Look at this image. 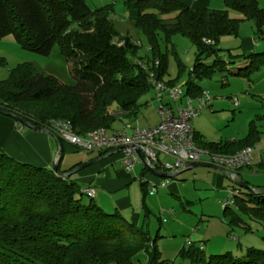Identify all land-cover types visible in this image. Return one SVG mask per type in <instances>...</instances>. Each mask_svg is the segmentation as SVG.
Instances as JSON below:
<instances>
[{
	"label": "trees",
	"instance_id": "obj_1",
	"mask_svg": "<svg viewBox=\"0 0 264 264\" xmlns=\"http://www.w3.org/2000/svg\"><path fill=\"white\" fill-rule=\"evenodd\" d=\"M123 2L153 51L145 67L128 57L139 47L130 36H124L123 44L113 42L119 32L108 17V6L91 9L85 0H0V39L12 35L23 49L42 55H49L56 45L74 79L73 84H64L32 63H19L0 79V109L49 130L50 121L56 119L69 120L78 134L113 129L117 119L132 120L137 115L138 99L152 88L150 69L157 68V79L176 83L164 79L166 61L157 45L161 33L166 40L187 37L196 48L184 84L191 97L203 91L197 80L217 72L248 76L264 63V51L250 52L246 64L232 70L227 62L234 56L217 55L220 38L237 36L243 20L253 23L257 38L263 35L264 7L257 0H223L224 8H192L181 0ZM229 10L242 17H231ZM213 54L217 56L207 62ZM5 65L0 56V67ZM183 71L179 63L177 75ZM259 133L250 122L240 139L212 141L196 132L194 138L202 148L231 154L255 146ZM62 172L59 166L54 171L0 149V264H130L142 250L146 264H173L160 258L154 240L136 222L139 215L132 213L127 219L117 209L107 212L82 192L85 186L74 180V174L63 178ZM237 188L233 205L223 206L227 224L247 229L243 216L264 223V194ZM178 256L177 264H264V249L256 247H247L240 256L227 251L206 257L202 247L189 244Z\"/></svg>",
	"mask_w": 264,
	"mask_h": 264
},
{
	"label": "rangeland",
	"instance_id": "obj_2",
	"mask_svg": "<svg viewBox=\"0 0 264 264\" xmlns=\"http://www.w3.org/2000/svg\"><path fill=\"white\" fill-rule=\"evenodd\" d=\"M85 1L91 9L109 7L108 17L113 22V27L119 32L114 38L121 41L127 35L133 41L139 42L135 53L128 54L131 60H138L145 64L147 60L153 58V51L145 34L134 25L131 19L133 15L124 6L123 0ZM259 4L264 7L262 0H259ZM219 8H224V3ZM229 15L242 17L236 10H229ZM247 38L256 44L250 51L245 52L242 43ZM157 45L159 54H162L166 61L165 81L174 79L178 82L194 64L195 46L187 37L175 35L166 40L162 33L158 35ZM218 48L217 55L223 59H227L228 53L234 56L227 62V66L235 70L236 67L246 64L248 58L245 57L250 52L264 51V33L257 38L253 23L250 20H243L240 23L238 35L222 36ZM217 55L213 54L207 62H211L213 56ZM0 56L6 61V65L0 67V79L6 78L9 69L17 64L29 62L38 71L53 75L64 84L71 85L74 82L69 71V64L56 45L49 55H42L23 49L12 35H7L0 39ZM179 63L184 69L181 75H177ZM156 71L157 68H153L148 72L156 75ZM197 82L202 90L208 91L212 100L211 106L203 108L192 119L193 131L212 141L240 139L247 133L250 122H254L260 131L256 144L259 147L257 150L261 153L259 154L258 151L252 153V164L248 165L249 168H243V172H246L249 177L243 175L242 177L252 186L264 185V165L258 166L253 161L254 158L264 161V63H260L258 68L248 76H233L225 72H217L211 78H203ZM183 92H185L184 85ZM154 95L153 88H150L138 99L140 108L137 115L132 120L117 119L112 128L121 129L125 123H130L133 128L155 124L157 121L155 106L147 104ZM234 99L237 100V105L233 104ZM94 155L93 152L87 153L74 149L67 151L65 148L61 167L79 160H86ZM159 157L171 160L163 154H159ZM141 169V163H137L134 173L140 175ZM131 174L133 175V172ZM168 180L170 183L176 182L177 187L167 186L155 193H146L145 209H141L139 218L136 220L138 225L148 231L150 239L154 240L153 243L160 258L177 264L180 262L179 251L188 247L189 244L202 247L206 257L227 251L240 256L247 247L264 249V223L243 216L247 229L243 226L230 227L223 217L224 198L228 190L235 186L228 172L195 167L182 170ZM84 200H87V197H84ZM105 210L112 212L115 207H106ZM132 211L133 209L126 208L121 211V214L130 219ZM146 263L147 255L142 250L133 257L130 264Z\"/></svg>",
	"mask_w": 264,
	"mask_h": 264
},
{
	"label": "built area",
	"instance_id": "obj_3",
	"mask_svg": "<svg viewBox=\"0 0 264 264\" xmlns=\"http://www.w3.org/2000/svg\"><path fill=\"white\" fill-rule=\"evenodd\" d=\"M113 42L120 45L124 40L114 38ZM135 43L139 44L138 41ZM154 65L157 67L159 62L155 60ZM186 78L185 74L178 82L169 85L157 79L153 72H149V80L155 95L147 104L155 106L157 116V121L153 125L133 128L130 123H125L121 129L101 127L85 134H78L69 120L56 119L50 121L49 127L58 139L77 150L101 153L118 149L114 154L118 155L121 168L127 172L132 171L137 163H141L143 169H146L145 172L151 173L142 164V159L161 172H177L191 162H207L236 173L243 167L251 165L255 146L227 154L212 152L197 145L191 122L203 108L211 104L212 97L204 90L196 97L186 95L183 92ZM233 104H238L236 99L233 100ZM159 154L166 155L171 160L163 159ZM151 175L152 179H145L142 175L137 178L144 184L149 194L166 187L169 182L166 177H158L152 173ZM82 192L92 198L95 189L92 186H85ZM237 192V187L230 188L223 206L233 205Z\"/></svg>",
	"mask_w": 264,
	"mask_h": 264
},
{
	"label": "crops",
	"instance_id": "obj_4",
	"mask_svg": "<svg viewBox=\"0 0 264 264\" xmlns=\"http://www.w3.org/2000/svg\"><path fill=\"white\" fill-rule=\"evenodd\" d=\"M181 1L192 8H219L223 3V0ZM257 1L259 3V0ZM262 1L264 3V0ZM254 44L256 43L251 42L250 38L245 39L242 43L244 46V51H250L251 47H254ZM209 106H211V104ZM59 146L61 149V158L58 164L60 170L68 171L74 167L83 165L99 158L94 163H91L78 172L74 173L73 176L74 180L83 186L94 187L95 194L93 199L98 205L104 209L106 207L108 208L114 206L115 209L119 210L120 212L126 208H130L133 209L131 213H135L137 215L140 214V211L143 209L144 205V197L141 186L142 183L137 178L141 175L144 176L145 179L153 178L151 173H142L143 167L141 169L140 175L134 173V169L130 172H127L121 168L118 155L112 154L109 157H103L107 152L103 155L98 152H93L95 153L93 157L87 158L83 161L79 160L78 162H74L72 164H66L61 167L65 148L67 151H70L71 149H77L69 144L60 142L59 139H55L53 135L47 132L33 130L27 126L15 122L11 117L0 114V149L15 159L38 166L51 167L52 163L56 161L58 157ZM258 148L259 147L256 144L253 152L258 151L260 154L261 152L257 150ZM259 159L260 158H254L253 161L256 162L258 166L264 165V161L261 159L259 162ZM245 167L249 168V166ZM243 168L237 173L244 181H246L242 175L245 177H249V175H247L246 172H243ZM131 172H133V175ZM176 184V182H168L166 187L168 186L176 188ZM253 186L264 187V185L259 184H255Z\"/></svg>",
	"mask_w": 264,
	"mask_h": 264
},
{
	"label": "water",
	"instance_id": "obj_5",
	"mask_svg": "<svg viewBox=\"0 0 264 264\" xmlns=\"http://www.w3.org/2000/svg\"><path fill=\"white\" fill-rule=\"evenodd\" d=\"M0 114L6 115L8 117H11L12 119L16 120L17 122L23 124L24 126H27V127L31 128L33 130L47 132V133L53 135L55 139H58V137L51 130H49L48 128L43 127V126L34 125V124L24 120L21 116L15 114V113L8 112L6 110L0 109ZM117 150L118 149H113V150L107 152L103 157H109L112 154H114ZM60 158H61V149H60V146H59L58 157H57L56 161H54L52 163V166H51V168L54 171L58 170V164H59ZM98 159L99 158L94 159L93 161H90V162L85 163L83 165H79L77 167H74V168H72V169H70L68 171L62 172V173H60V176L63 177V178H67L70 175L78 172L79 170H81L85 166H88L89 164L94 163ZM142 164L145 165V167L148 169V171H150L155 176L166 177V178L175 177L177 174L182 172V170H188V169H192V168H195V167H206V168H212V169H215V170H221V171L228 172L232 176V179H233V182H234L235 186L243 188V189H246V190H249L252 193L257 194V195L258 194L259 195L260 194H264V187L252 186V185L248 184L246 181H244L238 175V173L231 172V171H228V170L226 171L223 168H220L218 166H215V165H212V164L206 163V162H191V163H188L182 170H179L177 172H161V171H158L155 167H153L152 165H149L144 159H142Z\"/></svg>",
	"mask_w": 264,
	"mask_h": 264
}]
</instances>
